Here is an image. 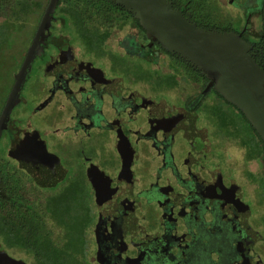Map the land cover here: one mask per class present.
I'll return each mask as SVG.
<instances>
[{"label":"flooded vegetation","instance_id":"obj_1","mask_svg":"<svg viewBox=\"0 0 264 264\" xmlns=\"http://www.w3.org/2000/svg\"><path fill=\"white\" fill-rule=\"evenodd\" d=\"M169 1L257 60L264 0ZM54 17L0 136V199L39 223L43 251L0 234V264H264V140L240 109L134 24L113 57ZM34 37L0 79V119ZM65 194L73 229L50 210Z\"/></svg>","mask_w":264,"mask_h":264},{"label":"water","instance_id":"obj_2","mask_svg":"<svg viewBox=\"0 0 264 264\" xmlns=\"http://www.w3.org/2000/svg\"><path fill=\"white\" fill-rule=\"evenodd\" d=\"M140 21L152 42L178 54L200 70L216 90L238 107L264 140V66L236 32L198 26L169 0H112ZM59 0H50L0 119V136L36 56L52 25Z\"/></svg>","mask_w":264,"mask_h":264},{"label":"trees","instance_id":"obj_3","mask_svg":"<svg viewBox=\"0 0 264 264\" xmlns=\"http://www.w3.org/2000/svg\"><path fill=\"white\" fill-rule=\"evenodd\" d=\"M49 1L0 0V18L3 19L0 23V54L1 50H4L5 46L10 43V35L16 31H20L25 26L24 22L32 15L46 10ZM55 13L59 16V20L63 22L64 31H69L68 29L71 30L72 28L89 51H94L101 55L106 53V43L115 30H122L131 24L145 30L133 13L112 0H59ZM198 25L207 28L206 24L199 23ZM145 38L147 39L146 35ZM261 40V44L257 46L256 55L257 60L264 64V39ZM164 50L170 56L174 55L166 49ZM189 66L193 72L205 76L200 70L192 66L191 63H189ZM140 72H144L142 73L143 75L153 74L151 70H141L135 73L140 74ZM225 102L232 104L226 99ZM241 114L246 121H249L242 111ZM18 182H16V191H18V188L20 189ZM12 195L9 193L7 197H1L0 199L3 203L0 206V234L6 238L9 244L17 245L24 249L31 247L37 251H43V242L40 240L41 226L34 219H28L23 207L15 209L12 206ZM16 196H19V200H22L23 203L28 201L21 192L17 193ZM72 196L73 194H65L64 199L61 197L50 199L52 203L50 206L52 209L50 210L53 212L52 215L56 220H63L65 228L73 229L74 225L72 223L69 224L67 221V217L72 216L71 209L68 208L67 204L64 207L62 205L57 207L56 205V203H62L63 200L70 201ZM79 225L81 229H84L86 226L83 222H80ZM82 238L81 236V245L83 244Z\"/></svg>","mask_w":264,"mask_h":264},{"label":"rangeland","instance_id":"obj_4","mask_svg":"<svg viewBox=\"0 0 264 264\" xmlns=\"http://www.w3.org/2000/svg\"><path fill=\"white\" fill-rule=\"evenodd\" d=\"M223 3V0H220ZM228 10H224L223 15H226ZM44 12H38L34 15H32L29 19H27L24 24L25 26L23 28H21L20 31H16V32H12L13 34L10 35V43L7 44L5 46V49L1 50V54H0V79L3 76H8L11 72H12V67L14 66V58H19L27 49V47L30 45L35 32L42 20V17L44 15ZM228 15V14H227ZM3 21L2 18H0V23ZM129 28V27H128ZM128 28H124L122 30H115V32L113 33V35L110 37V39L107 41L106 43V52L109 54L111 53V55L113 57H115V52L119 51V44H118V40L119 38L123 37L127 31ZM166 61V62H165ZM162 60V62H160V64L158 65V67H152L149 68L150 65L144 63L142 64L143 66V71L145 70H151V72H155L156 74L158 73H165L167 72L168 69V64L170 63V59H166V60ZM121 65H124V68H132V67H136L134 65V63L128 61V60H124L120 62ZM141 66V67H142ZM141 70H137L136 72H139ZM144 72H140V74H142ZM143 75V74H142ZM6 79V78H5ZM176 92V91H174Z\"/></svg>","mask_w":264,"mask_h":264}]
</instances>
